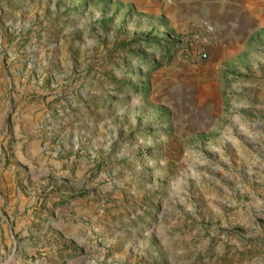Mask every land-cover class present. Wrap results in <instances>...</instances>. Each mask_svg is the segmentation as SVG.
<instances>
[{
    "label": "rangeland",
    "instance_id": "obj_1",
    "mask_svg": "<svg viewBox=\"0 0 264 264\" xmlns=\"http://www.w3.org/2000/svg\"><path fill=\"white\" fill-rule=\"evenodd\" d=\"M0 264H264V0H0Z\"/></svg>",
    "mask_w": 264,
    "mask_h": 264
},
{
    "label": "trees",
    "instance_id": "obj_2",
    "mask_svg": "<svg viewBox=\"0 0 264 264\" xmlns=\"http://www.w3.org/2000/svg\"><path fill=\"white\" fill-rule=\"evenodd\" d=\"M157 45H158V47H161V46H159V44H157ZM172 46H173L172 44L168 43V44H166L165 47H163V48H158L156 51H159V50H162V49H163L164 51L169 52V50L171 49ZM151 49H152V46L149 47V50H151ZM129 55H130V56H134L135 54H134L133 52H130ZM139 62H140L143 66H147V64H151V63H149V62H144L143 59H140ZM154 66H155V63L153 64V67H154ZM114 91H116V90L114 89Z\"/></svg>",
    "mask_w": 264,
    "mask_h": 264
},
{
    "label": "built area",
    "instance_id": "obj_3",
    "mask_svg": "<svg viewBox=\"0 0 264 264\" xmlns=\"http://www.w3.org/2000/svg\"><path fill=\"white\" fill-rule=\"evenodd\" d=\"M209 31H211V28H207ZM199 58H201L202 60H205L206 58H207V54L206 53H202V54H200L199 53Z\"/></svg>",
    "mask_w": 264,
    "mask_h": 264
},
{
    "label": "crops",
    "instance_id": "obj_4",
    "mask_svg": "<svg viewBox=\"0 0 264 264\" xmlns=\"http://www.w3.org/2000/svg\"><path fill=\"white\" fill-rule=\"evenodd\" d=\"M220 47H221V50L223 51V50H224V46H223V44H221Z\"/></svg>",
    "mask_w": 264,
    "mask_h": 264
}]
</instances>
